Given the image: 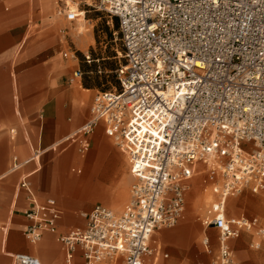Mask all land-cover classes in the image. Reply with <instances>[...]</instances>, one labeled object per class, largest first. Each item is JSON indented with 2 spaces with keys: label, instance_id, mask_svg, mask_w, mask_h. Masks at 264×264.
<instances>
[{
  "label": "built area",
  "instance_id": "2783aa9c",
  "mask_svg": "<svg viewBox=\"0 0 264 264\" xmlns=\"http://www.w3.org/2000/svg\"><path fill=\"white\" fill-rule=\"evenodd\" d=\"M57 3V15L77 19L78 7ZM96 7L118 18L125 63L115 69L119 88L97 93L73 139L84 154L86 135L103 123L124 140L134 180L121 213L97 204L84 213L85 227L59 235L68 264L78 249L84 264H158L168 255L153 234L185 216L191 180L202 171L214 199L201 220L220 231L212 264H238L230 240L242 230L264 238L258 216L226 210L245 189L264 195V0H99ZM26 178L25 235L36 243L57 230L62 210L54 198L39 201ZM13 258L42 264L27 253Z\"/></svg>",
  "mask_w": 264,
  "mask_h": 264
},
{
  "label": "crops",
  "instance_id": "0c3cea01",
  "mask_svg": "<svg viewBox=\"0 0 264 264\" xmlns=\"http://www.w3.org/2000/svg\"><path fill=\"white\" fill-rule=\"evenodd\" d=\"M53 4L54 0H0V126H4L0 128V179L12 174L11 179L15 180L17 177L16 174L13 175L14 172L21 168L26 170L25 166L34 161L35 166L26 170L27 172L24 174L30 178L31 187L32 180L37 181L41 177L42 174L39 176L38 173L43 169L42 157L50 150L58 151L64 143L69 145L64 150L74 144L79 148L77 140L73 138L78 130L91 119L90 106L94 101L93 98L95 99L94 88L83 86V75L81 77L74 75L76 70H81L80 67L75 68L76 61L68 59L64 53L63 56L61 55L64 47L62 43L66 36L56 34L49 39L42 40V38H37V33L32 32V25L27 23L29 12L35 9L48 11L51 10ZM72 9L77 8L73 7ZM58 21H61L60 16L45 18L42 26L52 27ZM77 23L78 26L80 18H77ZM46 28L44 29L46 30ZM41 34L38 35L42 36ZM49 46L53 49L52 53H47ZM19 92L24 93V99L21 102L17 95ZM32 119H34L33 124ZM101 124L103 123L96 125L86 135L88 150L84 154L80 153L81 158H84L81 159L83 164L86 162L85 156L92 145V134ZM9 125L18 128V133L16 132L15 136H10ZM14 131L15 129H11V133ZM101 134L102 130L98 128L94 140L97 144L103 145L106 143V139H100ZM13 152L17 155L13 158L11 168L7 169ZM59 155L55 165L48 167L43 173L46 182H52L53 175L66 176L64 172L67 163L72 158V153H59ZM19 156L24 158L22 162L19 161ZM58 165L62 167V170L58 168ZM83 169V166L73 167L72 172L82 174ZM90 180L93 179H90L87 173L78 178H65L69 189L78 191V185L81 184L84 189H88V191L90 189L93 196L108 203L112 209H114L113 207L118 208L124 203L126 193L118 192L113 197L112 187L102 181L92 183L90 187V183H88ZM18 197L17 191L10 203L9 210L7 204L0 201V264H15L13 257L18 253L36 256L42 264H68L66 249L63 243L58 240L59 235L67 234L60 230L64 209L58 199L54 196L44 198L37 196L42 202L48 198H54L62 210V216L55 232H43L42 240L32 243L25 238L26 227L30 224L27 223L30 220L26 213L32 208V204L29 202L28 207L24 210L25 215L15 213ZM235 201L233 200L231 203ZM97 204L108 206L102 202H97L94 206ZM192 206H190L191 211L188 212V215L196 216L200 213L198 212L200 207L195 204ZM71 218L72 220L68 221ZM74 220V217L68 214L67 221L76 222ZM260 221L264 226L262 220ZM185 231L183 241L192 240L195 233L194 227H187ZM154 234L160 237L164 236L161 231H156ZM160 244L162 245V243ZM162 248L168 256L162 257L160 261L169 257V252L163 245ZM72 264H84L81 249L76 251Z\"/></svg>",
  "mask_w": 264,
  "mask_h": 264
},
{
  "label": "rangeland",
  "instance_id": "374dc122",
  "mask_svg": "<svg viewBox=\"0 0 264 264\" xmlns=\"http://www.w3.org/2000/svg\"><path fill=\"white\" fill-rule=\"evenodd\" d=\"M90 2L97 6L99 0H90ZM68 4L71 8H79L77 18H80V24L78 26H83L84 35H78L77 19L69 21L64 16H60L61 21L54 23L52 27L46 28L42 26L45 18L59 17L56 13V7L58 6L57 0H54L51 10L42 11L41 9H35L29 12L27 23L32 25V32L37 33V38H42V40L49 39L56 34L66 36L65 39L63 38L62 45L64 47L61 55L63 56L64 53L65 56H68V59L76 61L77 66L75 68L80 67L84 72L83 86L87 87L84 84L85 81L93 84V87L87 88H94V97L100 91L119 88V79L117 78L115 69L120 64L125 63V59L123 57L124 53L118 18L110 17L106 11L98 9L96 6L88 5L85 0H68ZM82 12H85L84 16L81 15ZM82 18L85 19L83 20ZM39 33H42V36L38 35ZM52 52L53 49L49 46L47 53ZM85 54H91L92 58L99 60L87 63L85 62ZM17 95L19 96L20 102L23 101L24 93L19 92ZM93 102L90 108H92ZM38 104L40 103L38 102ZM2 127L4 126L1 125L0 128ZM98 128L102 130L99 138L106 139V143L103 145L97 144L94 140V135H97ZM98 128L92 134V145L85 156L86 162L84 164L81 161L84 158H81L82 156L77 148L78 146L74 144L64 150L65 147L69 146L68 143H64L58 151L50 150L48 154L42 157L43 169L38 173L39 176L42 175L37 181L32 180V190L37 196L40 198L54 196L62 205L64 216L60 230L66 233H69L76 227H85L86 219L84 218V212L91 210L97 202H102L110 207L108 203L93 196L90 193V189L89 191L88 189H84L81 184L78 185V191L69 189L65 181L66 177L69 179L78 178L87 173L89 178L93 179L88 182L90 183V187L92 183L102 181L112 187L113 197L118 192L126 193L124 203L118 208L113 207L118 210H115L118 213H121L125 209L131 199V184L134 178L131 172L128 153L124 150L123 145L116 143L113 138L107 136L103 124ZM11 129H15V131L11 133ZM8 130L10 136H15L16 132L18 133L16 126L9 125ZM68 152L72 153V158L66 165L64 172L66 176L53 175V181L46 182V178L43 175L45 169L55 165L56 158L60 156L59 153L68 154ZM15 155L17 153H11L7 169L13 165ZM23 159L19 156L20 162ZM34 163L33 161L26 165L25 169L29 170L31 167L33 168L35 166ZM82 166L84 167L82 174L72 172L73 167L79 168ZM58 168L62 170L60 165H58ZM26 170L21 168L14 172L13 175L16 174L15 176L17 177L15 180L11 179L12 174L0 179V201L4 202V204L6 203L9 210L10 203L18 191V204L14 211L21 215H25L24 210L30 202L27 191L20 184L25 178L24 174H26ZM206 174V171L198 172L191 180V188L187 194L185 216L175 226L164 227L158 230L163 233V237L153 234V240H156L157 243H162L165 250L169 252V257L162 259L159 264H212L219 254V229L205 227L201 220L205 208L212 201L210 197L211 191L204 189ZM26 180L30 182V178L27 177ZM233 200L236 201L231 203ZM192 204L200 207V210H198L200 213L196 216L188 215V212L191 211L190 206ZM226 210L227 215L230 217L258 216L264 223V195L254 193L251 189H245L228 199ZM68 214H71L76 222H68L72 220L71 218L67 221ZM27 223L29 224L31 221ZM187 227H194V237L192 240L186 239L183 241ZM206 237L209 238V246L204 244V238ZM25 238L31 242L26 235ZM258 242L260 243L259 247L256 246ZM230 247L235 261L239 264H264V238H261L256 230H242L238 236L230 240Z\"/></svg>",
  "mask_w": 264,
  "mask_h": 264
},
{
  "label": "bare ground",
  "instance_id": "6f19581e",
  "mask_svg": "<svg viewBox=\"0 0 264 264\" xmlns=\"http://www.w3.org/2000/svg\"><path fill=\"white\" fill-rule=\"evenodd\" d=\"M81 15L84 16V15H85V12H82ZM82 19L84 20L85 18H82ZM77 30H78V35H79V34L84 35V31H83V26H82V25H81V26H77ZM82 35H81V36H82ZM112 138H113V137H112ZM113 139L115 140L116 143H120L121 145L124 146V140H123V139H121V138H120V139L113 138ZM122 143H123V144H122ZM124 150L126 151V147H125V146H124ZM25 177H27V176H25ZM210 193H211V196H210V197H211V199L213 200V199H214V195H213L212 192H210ZM230 197H231V196H230ZM230 197H229V198H230ZM211 202H212V201H211ZM206 203H208V202H206ZM206 203H205V204H206ZM41 240H42V238L40 239V241H41ZM40 241H38V242H40ZM38 242H36V243H38Z\"/></svg>",
  "mask_w": 264,
  "mask_h": 264
},
{
  "label": "trees",
  "instance_id": "16d2710c",
  "mask_svg": "<svg viewBox=\"0 0 264 264\" xmlns=\"http://www.w3.org/2000/svg\"><path fill=\"white\" fill-rule=\"evenodd\" d=\"M116 18H117V17H116ZM95 60H97V59L94 58L93 61H95ZM93 61H92V62H93ZM85 62H86V61H85ZM87 63H88V62H87ZM100 72H101V71H100ZM83 74H84V72H83ZM84 84H85V86H87V87H93V84H91V83L88 82V81H85ZM119 86H120V83H119Z\"/></svg>",
  "mask_w": 264,
  "mask_h": 264
}]
</instances>
